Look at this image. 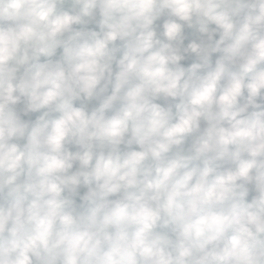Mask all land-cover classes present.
<instances>
[{
    "label": "clouds",
    "instance_id": "1",
    "mask_svg": "<svg viewBox=\"0 0 264 264\" xmlns=\"http://www.w3.org/2000/svg\"><path fill=\"white\" fill-rule=\"evenodd\" d=\"M0 264H264V0H0Z\"/></svg>",
    "mask_w": 264,
    "mask_h": 264
}]
</instances>
